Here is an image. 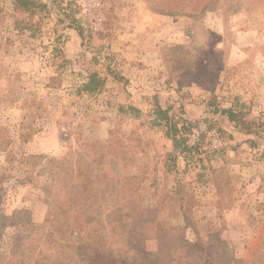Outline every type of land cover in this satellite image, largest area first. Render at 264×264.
Wrapping results in <instances>:
<instances>
[{
    "label": "rangeland",
    "instance_id": "rangeland-1",
    "mask_svg": "<svg viewBox=\"0 0 264 264\" xmlns=\"http://www.w3.org/2000/svg\"><path fill=\"white\" fill-rule=\"evenodd\" d=\"M34 1L0 0V264H264V179L220 162L264 170V0ZM156 106L192 117L190 154Z\"/></svg>",
    "mask_w": 264,
    "mask_h": 264
},
{
    "label": "trees",
    "instance_id": "trees-1",
    "mask_svg": "<svg viewBox=\"0 0 264 264\" xmlns=\"http://www.w3.org/2000/svg\"><path fill=\"white\" fill-rule=\"evenodd\" d=\"M171 1V0H170ZM188 0H174L178 6L186 5ZM15 5L18 8L33 11L39 8V4L34 0H15ZM174 7V5H173ZM170 9H173L170 7ZM105 85V80L101 78L97 73L90 74L88 81L83 85V91L87 93H94L99 91ZM235 108V106H234ZM171 108H162L156 106L154 125H164L167 127V136L173 141L174 152L190 154L192 148L186 144L187 136L186 131L192 127L191 123L182 118H176L172 113ZM222 117L228 118V120L234 124L237 132L251 135L250 130H246L243 127L245 122H242V115L238 114L233 108L220 110ZM181 124V126H179ZM233 137V134H230Z\"/></svg>",
    "mask_w": 264,
    "mask_h": 264
},
{
    "label": "crops",
    "instance_id": "crops-1",
    "mask_svg": "<svg viewBox=\"0 0 264 264\" xmlns=\"http://www.w3.org/2000/svg\"><path fill=\"white\" fill-rule=\"evenodd\" d=\"M121 38L122 39H126V38L129 39V36L126 34L124 37H121ZM127 49H131L132 51L138 52V48H135L134 44L130 45ZM236 99H237V97L234 98V101ZM174 115L176 116V118H179V117L182 118L183 117L182 119H192V117H190L189 115L188 116L187 115H180L179 116L177 114H174ZM154 119L155 118L153 117L152 121H154ZM222 120H223L222 127H224L225 130L228 131V133L233 134L237 141H239V140L241 141L242 139H250V137H248L249 135L237 132L235 127H234V124L231 123L228 120V118L222 117ZM149 126H150L151 130L152 129L154 130L153 132H157V130H160V136L158 135V138L160 139L159 143L162 146V151H164V153L168 154V156H170L171 153H175L173 141L166 136V131L164 129V125L154 126V124L151 122V123H149ZM234 147H235L234 150H231L230 154L234 155V157H236V159H234L229 164H225L223 161H220V162L223 165H227L228 167L233 166L234 171H237V172H240L242 170H246V171H243L242 174H245V175L248 174L247 176L249 177V179L247 180L248 182H246L247 184H251V182H255L254 180H257L260 176H262L264 179V170H263L262 166L255 165V163L253 162V158H254L253 155L255 154L256 147H252L248 144L236 143V142H234ZM260 148L264 149V146H262V147L260 146ZM176 154H178V153H176ZM180 157H183V156H180ZM180 159H182V158H180ZM183 159L185 160L184 157H183ZM237 159H239V160H237ZM197 166L195 167V168H197V170H195V171L198 173H201V171L204 169V166H201L200 164ZM186 167L189 168L187 173H191L193 171V169H190L191 168L190 165H186ZM259 168L263 172L258 170ZM200 184H202V183H200ZM207 185H209V183H207ZM201 190L204 191V193L206 194V191H207L206 188L201 189ZM259 192H263V191H259ZM245 197L246 198L249 197V194L247 193L245 195Z\"/></svg>",
    "mask_w": 264,
    "mask_h": 264
},
{
    "label": "built area",
    "instance_id": "built-area-1",
    "mask_svg": "<svg viewBox=\"0 0 264 264\" xmlns=\"http://www.w3.org/2000/svg\"><path fill=\"white\" fill-rule=\"evenodd\" d=\"M207 126L200 125L198 126V129L193 132V134L190 136V141L192 144L198 142L200 138L202 137L203 133H206ZM209 136L215 140L216 143H218V134L216 131H212L209 133Z\"/></svg>",
    "mask_w": 264,
    "mask_h": 264
}]
</instances>
